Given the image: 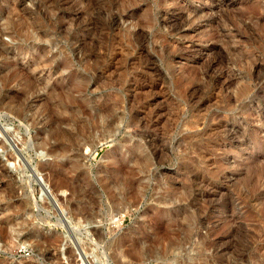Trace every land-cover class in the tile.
I'll return each instance as SVG.
<instances>
[{
  "label": "rangeland",
  "instance_id": "1",
  "mask_svg": "<svg viewBox=\"0 0 264 264\" xmlns=\"http://www.w3.org/2000/svg\"><path fill=\"white\" fill-rule=\"evenodd\" d=\"M0 264H264V0H0Z\"/></svg>",
  "mask_w": 264,
  "mask_h": 264
},
{
  "label": "bare ground",
  "instance_id": "2",
  "mask_svg": "<svg viewBox=\"0 0 264 264\" xmlns=\"http://www.w3.org/2000/svg\"><path fill=\"white\" fill-rule=\"evenodd\" d=\"M87 212V211H86ZM20 246H23V244L22 243H20Z\"/></svg>",
  "mask_w": 264,
  "mask_h": 264
}]
</instances>
